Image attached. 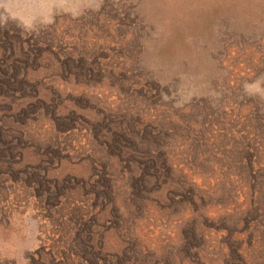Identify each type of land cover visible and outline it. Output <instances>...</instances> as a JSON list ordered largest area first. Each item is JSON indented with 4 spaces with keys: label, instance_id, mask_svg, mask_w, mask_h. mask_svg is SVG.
<instances>
[{
    "label": "rangeland",
    "instance_id": "1",
    "mask_svg": "<svg viewBox=\"0 0 264 264\" xmlns=\"http://www.w3.org/2000/svg\"><path fill=\"white\" fill-rule=\"evenodd\" d=\"M0 264H264V0H0Z\"/></svg>",
    "mask_w": 264,
    "mask_h": 264
}]
</instances>
